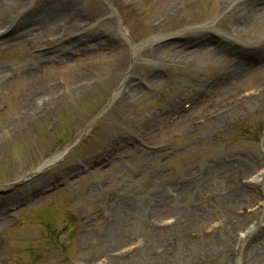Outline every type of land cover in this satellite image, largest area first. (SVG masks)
I'll list each match as a JSON object with an SVG mask.
<instances>
[{
  "label": "rangeland",
  "instance_id": "1",
  "mask_svg": "<svg viewBox=\"0 0 264 264\" xmlns=\"http://www.w3.org/2000/svg\"><path fill=\"white\" fill-rule=\"evenodd\" d=\"M263 100L264 0H0V264H264Z\"/></svg>",
  "mask_w": 264,
  "mask_h": 264
},
{
  "label": "bare ground",
  "instance_id": "2",
  "mask_svg": "<svg viewBox=\"0 0 264 264\" xmlns=\"http://www.w3.org/2000/svg\"><path fill=\"white\" fill-rule=\"evenodd\" d=\"M260 12H261V9H255V10L252 9L250 15H251V16H255V15H258V13H260ZM263 101H264V100H263ZM51 160H52L51 158L48 159L47 161H45V164L48 163V162L51 161ZM255 182H256V181H255ZM247 190H248V189H247ZM248 191H249V190H248ZM230 200H231V199H230ZM223 201H224L223 206L226 205V204L229 202V200L227 199V197H226L225 199L223 198ZM162 204H164V203L162 202V200L158 202V208L156 209V212H159V211L162 210ZM174 223H175V222H174ZM172 230H173L172 233H174V234L176 233V234H178V235H181V234H182V231H183V226L177 223V225H175V227H173ZM178 237H179V236H178Z\"/></svg>",
  "mask_w": 264,
  "mask_h": 264
},
{
  "label": "water",
  "instance_id": "3",
  "mask_svg": "<svg viewBox=\"0 0 264 264\" xmlns=\"http://www.w3.org/2000/svg\"><path fill=\"white\" fill-rule=\"evenodd\" d=\"M103 112H104V109L101 111L100 115H101ZM100 115H99V116H100ZM99 116H98V117H99ZM98 117H97V118H98ZM88 128H89V126H88V127L86 128V130H85V131H84V132L78 137V139H77L76 142L73 144V146H74V145L80 140V138L86 133V131L88 130ZM67 150H68V149H67ZM56 158H57V157H56ZM56 158H55V159H52L51 161L53 162V161L57 160ZM58 158H59V157H58ZM44 163H45V162H43V164H44ZM43 164H41V166L39 167L40 169L43 168ZM38 170H39V169H38ZM35 172H37V171H34V174H35ZM32 174H33V173H29L28 175H26V177L31 176ZM26 177H25V178H26ZM25 178H23L22 180H24Z\"/></svg>",
  "mask_w": 264,
  "mask_h": 264
},
{
  "label": "trees",
  "instance_id": "4",
  "mask_svg": "<svg viewBox=\"0 0 264 264\" xmlns=\"http://www.w3.org/2000/svg\"><path fill=\"white\" fill-rule=\"evenodd\" d=\"M261 130L260 128H258L257 130L253 131V132H250V133H247L249 130L246 129V131H244L245 135L248 134V136H257L258 135V131Z\"/></svg>",
  "mask_w": 264,
  "mask_h": 264
}]
</instances>
